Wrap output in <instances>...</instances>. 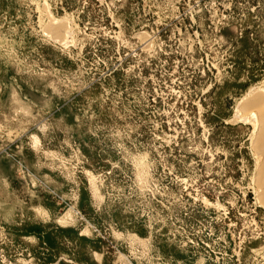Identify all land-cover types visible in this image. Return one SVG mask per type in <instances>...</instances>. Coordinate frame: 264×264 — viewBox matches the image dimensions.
Segmentation results:
<instances>
[{
    "label": "rangeland",
    "instance_id": "rangeland-1",
    "mask_svg": "<svg viewBox=\"0 0 264 264\" xmlns=\"http://www.w3.org/2000/svg\"><path fill=\"white\" fill-rule=\"evenodd\" d=\"M253 88L264 0H0V264H264Z\"/></svg>",
    "mask_w": 264,
    "mask_h": 264
},
{
    "label": "bare ground",
    "instance_id": "bare-ground-1",
    "mask_svg": "<svg viewBox=\"0 0 264 264\" xmlns=\"http://www.w3.org/2000/svg\"><path fill=\"white\" fill-rule=\"evenodd\" d=\"M55 22L57 24V21L54 20V24ZM54 24L51 25V28L49 27L50 30L52 31V35L54 34L53 35L54 38L56 37L58 39L64 37L66 34L67 35L69 34L68 32H66L65 28L63 27L65 25L55 26L56 24L55 25ZM49 28H47L48 32L50 31ZM239 105H240L239 109H237L238 112L247 113L249 115L248 117L252 118V122L255 128V138L253 139L254 148H255L254 151H256V153L260 155L263 159L260 170L259 169L258 170L260 171L259 187L262 189V190L260 189L261 195L259 196L261 199V203L264 205V90L261 89L255 90L254 88L252 90H249L248 93L242 98ZM242 117L245 116L243 115Z\"/></svg>",
    "mask_w": 264,
    "mask_h": 264
}]
</instances>
